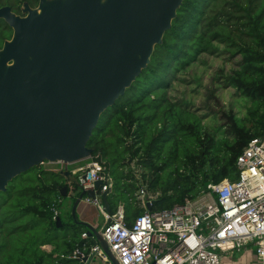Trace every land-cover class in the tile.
<instances>
[{
	"label": "trees",
	"instance_id": "obj_1",
	"mask_svg": "<svg viewBox=\"0 0 264 264\" xmlns=\"http://www.w3.org/2000/svg\"><path fill=\"white\" fill-rule=\"evenodd\" d=\"M24 4L35 7L38 0H0V7L8 5L18 15H24ZM12 32L0 18V49ZM219 54L228 60L237 57L228 73L219 70L221 84L253 104L244 118L232 109L211 111L212 120L225 122L210 132L191 103L175 100L171 91L177 82L185 81L181 75L202 55ZM263 129L264 0H182L147 65L100 114L87 146L90 156L104 161L112 177L106 196L109 211L113 213L121 202L130 225L146 207L138 205L136 179L124 172L125 164L135 161L143 169L147 188L156 192L158 174L169 163L160 161L166 156L179 163L174 192L150 199L154 200L151 211L169 209L195 197L209 182L235 179L237 155ZM63 185L68 194L75 184L60 171L35 166L0 191V264H80L60 254L95 240L81 237L86 232L83 223L63 221L59 213L62 226H56L51 207L59 204L56 200L61 199ZM47 244L51 250L43 248Z\"/></svg>",
	"mask_w": 264,
	"mask_h": 264
},
{
	"label": "water",
	"instance_id": "obj_2",
	"mask_svg": "<svg viewBox=\"0 0 264 264\" xmlns=\"http://www.w3.org/2000/svg\"><path fill=\"white\" fill-rule=\"evenodd\" d=\"M181 2L38 0L40 15L28 4L24 15L0 7V18L13 31L0 49V191L45 160L72 163L91 155L87 142L100 114L147 65ZM60 173L80 189L71 171ZM94 185L99 188L101 181ZM66 189L60 187L61 196ZM85 194L93 197L94 190H79L73 218ZM153 203L147 201L146 210ZM55 221L62 226L59 216ZM76 222L120 264L101 232Z\"/></svg>",
	"mask_w": 264,
	"mask_h": 264
},
{
	"label": "built area",
	"instance_id": "obj_3",
	"mask_svg": "<svg viewBox=\"0 0 264 264\" xmlns=\"http://www.w3.org/2000/svg\"><path fill=\"white\" fill-rule=\"evenodd\" d=\"M67 164L45 160L40 165L62 171L68 169ZM235 164V179L209 182L195 197L169 209L145 210L130 225L125 222L122 203L113 213L105 209L102 193L111 188L112 177L98 156L68 170L76 175L80 189L94 190V196L86 195L84 200L102 210L105 224L101 234L120 264H221L222 254L248 244L255 249L254 264H264V129L246 142ZM96 181H101L97 189ZM138 196L144 206L150 201L142 186ZM51 211L56 219V204ZM82 237L87 234L83 232ZM89 256L113 264L96 241L60 254L81 262Z\"/></svg>",
	"mask_w": 264,
	"mask_h": 264
},
{
	"label": "rangeland",
	"instance_id": "obj_4",
	"mask_svg": "<svg viewBox=\"0 0 264 264\" xmlns=\"http://www.w3.org/2000/svg\"><path fill=\"white\" fill-rule=\"evenodd\" d=\"M32 8H37V5ZM36 11H38V8ZM236 60L237 57L228 60L223 54H219L217 56L202 55L200 57V61L198 60L196 63L191 65L186 74L181 75L182 79H185V81L177 82L174 86L175 90L171 91V95L175 100L185 99L191 103L192 109L202 115V124L205 129L210 132H214V126L218 127L225 122L223 118L212 120V115H210L211 111H226L227 109H232V111L240 118H244L247 107H251L253 104L252 100H249L247 97L241 95L238 96V93L234 90V88L230 86L225 87L221 84L222 80L219 78V70L223 69L225 73H228L235 67ZM214 94L215 98L213 96ZM220 130H222V128L218 129V131ZM89 159L90 156H87L75 162L69 163L67 164L68 169L72 170L76 166L84 165ZM168 161L169 163L159 172L156 179L157 183L154 187L156 192H152L147 188V182L141 177L143 169L136 165L135 161L127 163L122 167L126 174H132L136 179L135 183L137 188L135 189L134 195L140 207H145L142 199L138 196L141 186L147 190V196L149 199L156 198L162 192L167 195L174 192V179L176 178L178 169L180 170V168L177 161L166 156L160 162L163 163ZM39 166L42 168L48 167V165ZM75 176L76 175L73 174V177ZM76 191L77 186L71 185L69 187L68 194L66 196H61L59 204L57 205L58 213L61 215L63 221H83L81 211L78 210V206L76 208L75 217L73 218L71 216L73 197L76 194ZM80 204L83 208H85L84 211H88L89 214L91 212V224L96 228V230L102 232L105 224L102 210L97 209L92 205L84 204L83 202H80ZM43 248L50 249L51 247L49 245H45ZM95 261L98 262L100 260L95 257Z\"/></svg>",
	"mask_w": 264,
	"mask_h": 264
},
{
	"label": "crops",
	"instance_id": "obj_5",
	"mask_svg": "<svg viewBox=\"0 0 264 264\" xmlns=\"http://www.w3.org/2000/svg\"><path fill=\"white\" fill-rule=\"evenodd\" d=\"M73 176V175H72ZM79 188L77 187V191H76V194L74 195V197H73V201H74V199L77 197V195H78V192H79ZM108 193V192H107ZM67 195V194H66ZM84 196H86V194L85 195H83V197H82V200L80 201V202H83L84 204H87V205H92V204H90V203H88V202H86L85 200H84ZM121 203V202H120ZM119 203V204H120ZM73 204V203H72ZM81 206V204L79 203V205H78V210H80L81 211V217H82V220L83 221H87V222H89V223H91L90 222V219H91V212H90V214H89V212L88 211H84L85 210V208H83L82 206ZM92 206H94V205H92ZM94 207H96V206H94ZM97 208V207H96ZM98 209V208H97ZM73 217V216H72ZM77 219V218H76ZM81 237H82V234H81ZM88 237V236H87ZM83 238V237H82ZM91 238H93V237H91ZM94 239V238H93ZM95 240V239H94ZM85 243V242H84ZM83 243H81V244H77L76 245V247L77 246H81ZM47 245H49L51 248L50 249H47V250H51L52 249V245H50V244H47ZM45 246V245H44ZM75 247V248H76ZM74 248V249H75ZM73 251V250H72ZM71 251V252H72ZM70 253V252H69ZM68 254V253H67ZM69 259V258H68ZM72 260H77L80 264H102V263H100L101 261H95V257H88V259L85 261V262H81V261H79L78 259H72ZM255 263V249H254V246L252 245V244H248V245H246V246H244V247H242L240 250H238V251H236V250H234V251H231V252H227V253H224V254H222V258H221V264H254Z\"/></svg>",
	"mask_w": 264,
	"mask_h": 264
},
{
	"label": "bare ground",
	"instance_id": "obj_6",
	"mask_svg": "<svg viewBox=\"0 0 264 264\" xmlns=\"http://www.w3.org/2000/svg\"><path fill=\"white\" fill-rule=\"evenodd\" d=\"M35 12H36V15H40L42 13V10L41 8H38V11L35 10Z\"/></svg>",
	"mask_w": 264,
	"mask_h": 264
}]
</instances>
